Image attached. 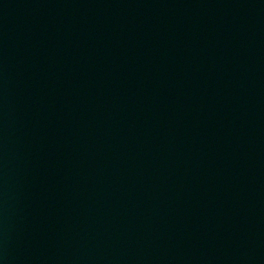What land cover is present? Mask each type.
<instances>
[{
    "label": "water",
    "instance_id": "1",
    "mask_svg": "<svg viewBox=\"0 0 264 264\" xmlns=\"http://www.w3.org/2000/svg\"><path fill=\"white\" fill-rule=\"evenodd\" d=\"M0 264H264V0H0Z\"/></svg>",
    "mask_w": 264,
    "mask_h": 264
}]
</instances>
